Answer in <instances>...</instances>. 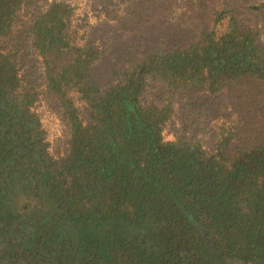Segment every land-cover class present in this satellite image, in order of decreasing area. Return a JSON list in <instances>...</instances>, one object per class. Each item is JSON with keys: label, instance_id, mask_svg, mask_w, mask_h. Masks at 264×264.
I'll list each match as a JSON object with an SVG mask.
<instances>
[{"label": "trees", "instance_id": "16d2710c", "mask_svg": "<svg viewBox=\"0 0 264 264\" xmlns=\"http://www.w3.org/2000/svg\"><path fill=\"white\" fill-rule=\"evenodd\" d=\"M109 1L156 45L107 54L71 1L0 0V264H264V0ZM179 94L210 145L165 140Z\"/></svg>", "mask_w": 264, "mask_h": 264}, {"label": "rangeland", "instance_id": "374dc122", "mask_svg": "<svg viewBox=\"0 0 264 264\" xmlns=\"http://www.w3.org/2000/svg\"><path fill=\"white\" fill-rule=\"evenodd\" d=\"M71 1L72 7L75 8L77 14V24H86L87 21H84V16L88 15V23H91L92 27H89L90 34L94 39H101V46L104 47V51L109 54L113 51V43L108 41V38L114 33L115 36H119L117 41H121L124 36H122L125 31H132V38L135 37L136 40H140V37L148 38L146 44L156 45L155 42L158 38V27L162 26V23L159 19L157 22L149 21L150 15L144 10L140 12V17H136V14H132L125 19L124 22H116L122 18V16H115L116 21L113 23H103L104 16L101 11L104 5H109L111 2L109 0H69ZM117 0H113L115 2ZM122 4L117 6V10H121L124 13V8L128 5L132 6V3H129L130 0H119ZM132 2V1H131ZM136 3L135 9L138 10V0H133V5ZM121 14V13H120ZM140 23H138V21ZM109 22V21H108ZM134 22V25L132 24ZM120 23V24H119ZM106 39V40H104ZM117 53L113 57H116ZM123 68L122 62L112 61V60H101L97 63L95 67V75L97 81L101 83V86L107 85L112 79L114 73ZM114 77H117L116 74ZM192 94H179L177 98L173 99V115L167 121L164 129V138L168 142L183 144H203L210 145L211 135L207 128L203 127V116L206 113L205 109L208 107V104H204L205 101H208L205 97L194 100L192 99ZM194 101L197 102L194 105ZM210 103V102H208ZM212 104V103H211ZM214 107L215 105L212 104ZM202 110V112H201ZM48 117V122H50V132L53 133V138L57 137L62 132V125L60 121L51 116Z\"/></svg>", "mask_w": 264, "mask_h": 264}]
</instances>
